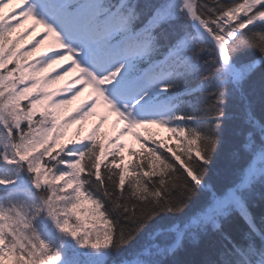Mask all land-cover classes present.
<instances>
[{
  "label": "snow or ice",
  "instance_id": "6c2138e0",
  "mask_svg": "<svg viewBox=\"0 0 264 264\" xmlns=\"http://www.w3.org/2000/svg\"><path fill=\"white\" fill-rule=\"evenodd\" d=\"M13 2L0 264H264V0ZM101 107L113 136L108 115L82 127ZM153 127L175 147L135 131Z\"/></svg>",
  "mask_w": 264,
  "mask_h": 264
},
{
  "label": "rangeland",
  "instance_id": "374dc122",
  "mask_svg": "<svg viewBox=\"0 0 264 264\" xmlns=\"http://www.w3.org/2000/svg\"><path fill=\"white\" fill-rule=\"evenodd\" d=\"M20 6L21 5L19 3V0H14L13 4L9 5L8 8H6L4 10L3 14L8 15L12 12L13 9L19 10ZM31 27H32V21L25 22L23 27L18 29V32L16 34H14V36L17 34H21V33L26 32ZM42 33H43V29L36 28L35 32H33L32 35L28 37V41L38 39ZM50 45H51V41L46 42L45 45H43L39 49V51L36 53V57L42 58L41 53L47 52V49L49 48ZM23 47H30V43H26ZM48 54L50 55L51 53H48ZM59 67H60L59 65L53 66L54 69H58ZM49 72L54 75V72L51 69L49 70ZM75 75L76 74L73 73L70 76L65 77V80H63L59 84L53 86V90L56 88H61L64 84H66L69 80H71ZM89 93H90V90H85V92L81 95V97H79L76 101H74L72 105L68 106V108L66 110H64L62 114L66 115L67 113L72 112V110L75 109L77 107V105H79L80 103H82L83 101H85L87 99ZM100 115H108V119L106 122L112 121L115 131H117L120 127H122V125H116V123H115L116 117L115 116L108 114L106 112V110L103 107H101V108L97 109V115L89 118L88 121L84 122L82 127H84L85 131H88L91 129V123H92L93 119H99ZM77 127H80V126L74 125L71 129H69L68 135L69 136L72 135L75 132ZM115 131L113 130V134H115ZM125 138L127 139V141H125ZM122 143H125L128 146L132 145L134 143L133 135H128V136L124 137L122 140ZM86 207H89V206H86ZM57 243H58V241H57Z\"/></svg>",
  "mask_w": 264,
  "mask_h": 264
},
{
  "label": "trees",
  "instance_id": "16d2710c",
  "mask_svg": "<svg viewBox=\"0 0 264 264\" xmlns=\"http://www.w3.org/2000/svg\"><path fill=\"white\" fill-rule=\"evenodd\" d=\"M163 151V149H161ZM258 211V210H257Z\"/></svg>",
  "mask_w": 264,
  "mask_h": 264
}]
</instances>
